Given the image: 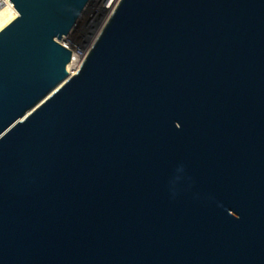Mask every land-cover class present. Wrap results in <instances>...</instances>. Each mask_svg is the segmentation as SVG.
<instances>
[{
  "label": "water",
  "instance_id": "95a60500",
  "mask_svg": "<svg viewBox=\"0 0 264 264\" xmlns=\"http://www.w3.org/2000/svg\"><path fill=\"white\" fill-rule=\"evenodd\" d=\"M0 264H264V0H9Z\"/></svg>",
  "mask_w": 264,
  "mask_h": 264
},
{
  "label": "rangeland",
  "instance_id": "374dc122",
  "mask_svg": "<svg viewBox=\"0 0 264 264\" xmlns=\"http://www.w3.org/2000/svg\"><path fill=\"white\" fill-rule=\"evenodd\" d=\"M103 0H91L74 29L62 44L84 45L86 52L93 47L99 34L106 25L108 18L102 13L101 2ZM107 18V21H105Z\"/></svg>",
  "mask_w": 264,
  "mask_h": 264
},
{
  "label": "built area",
  "instance_id": "2783aa9c",
  "mask_svg": "<svg viewBox=\"0 0 264 264\" xmlns=\"http://www.w3.org/2000/svg\"><path fill=\"white\" fill-rule=\"evenodd\" d=\"M3 4L8 6L7 10L3 8ZM17 17H18V12L16 8L14 7V5L9 0H0V32L4 30ZM64 40H66V37L62 41ZM62 45L67 47L68 49H70L72 52H74L75 54L79 56V60L74 62V64L79 65L81 69L92 47L90 48L89 52L88 51L86 52V49H84V45L82 44L80 45L78 44L76 46L71 45L69 43L62 44Z\"/></svg>",
  "mask_w": 264,
  "mask_h": 264
},
{
  "label": "bare ground",
  "instance_id": "6f19581e",
  "mask_svg": "<svg viewBox=\"0 0 264 264\" xmlns=\"http://www.w3.org/2000/svg\"><path fill=\"white\" fill-rule=\"evenodd\" d=\"M119 2V0H109V3H108V8L113 10L115 8V6L117 5V3ZM102 3V2H101ZM3 8L5 10H7L8 6L3 4ZM101 10H102V13L108 18L110 16V13L109 12H105L103 11L102 9V4H101ZM107 18L105 21H107ZM80 70V66L79 65H75L74 63L70 65V68H69V77H72L74 75H76Z\"/></svg>",
  "mask_w": 264,
  "mask_h": 264
}]
</instances>
